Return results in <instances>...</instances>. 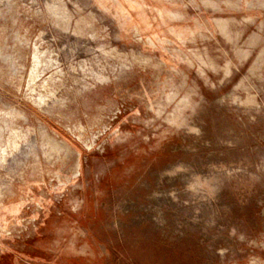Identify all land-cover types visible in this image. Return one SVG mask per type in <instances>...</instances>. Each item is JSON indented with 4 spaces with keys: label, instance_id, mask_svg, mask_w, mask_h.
Listing matches in <instances>:
<instances>
[{
    "label": "rangeland",
    "instance_id": "1",
    "mask_svg": "<svg viewBox=\"0 0 264 264\" xmlns=\"http://www.w3.org/2000/svg\"><path fill=\"white\" fill-rule=\"evenodd\" d=\"M0 264H264V0H0Z\"/></svg>",
    "mask_w": 264,
    "mask_h": 264
}]
</instances>
